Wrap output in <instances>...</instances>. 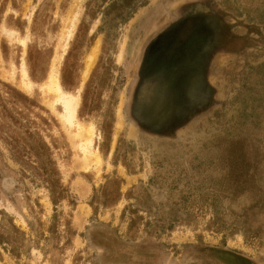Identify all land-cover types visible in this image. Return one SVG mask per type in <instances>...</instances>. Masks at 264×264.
<instances>
[{
    "label": "rangeland",
    "instance_id": "1",
    "mask_svg": "<svg viewBox=\"0 0 264 264\" xmlns=\"http://www.w3.org/2000/svg\"><path fill=\"white\" fill-rule=\"evenodd\" d=\"M76 5L59 79L98 45L77 117L99 171L10 76L4 27L41 84ZM1 236L0 264H264V0H0Z\"/></svg>",
    "mask_w": 264,
    "mask_h": 264
},
{
    "label": "bare ground",
    "instance_id": "2",
    "mask_svg": "<svg viewBox=\"0 0 264 264\" xmlns=\"http://www.w3.org/2000/svg\"><path fill=\"white\" fill-rule=\"evenodd\" d=\"M31 14L32 12L27 17L28 21L31 19ZM79 16L80 8L76 5L65 19V30L62 31V37L65 40L63 51L61 54L57 56L55 55L52 58L46 79L41 84L34 83L30 79L24 62V56L26 54L25 48L29 37L28 29H26V34L24 37H20L17 31L9 28L4 27V31L7 37L18 40L24 48L20 66L17 68L14 64H12L13 71L10 74L11 79L15 78V70L17 69L19 74V86L21 88L29 93L32 92L36 87L40 90L44 97L43 103L60 120L65 130L68 132L71 143L80 151L81 155L78 163L79 167L88 169L94 166V168L99 171L102 157L99 148L96 145V140L99 139L100 136L97 133L93 122L84 121L77 117V112L80 105V91L94 63L96 53L98 51V45H93L91 50L86 55L85 66L82 70L80 85L78 86L75 93L65 90L59 79L60 64L68 47L69 41L73 36ZM58 105L61 107V109L58 108ZM121 124L122 121L120 119L118 109V117L116 119L115 125L120 127ZM111 152L112 150L110 151V154ZM84 205L87 207V209H90L86 203H84Z\"/></svg>",
    "mask_w": 264,
    "mask_h": 264
},
{
    "label": "trees",
    "instance_id": "3",
    "mask_svg": "<svg viewBox=\"0 0 264 264\" xmlns=\"http://www.w3.org/2000/svg\"><path fill=\"white\" fill-rule=\"evenodd\" d=\"M0 241H1V242L3 241V238H2V236L0 237Z\"/></svg>",
    "mask_w": 264,
    "mask_h": 264
}]
</instances>
